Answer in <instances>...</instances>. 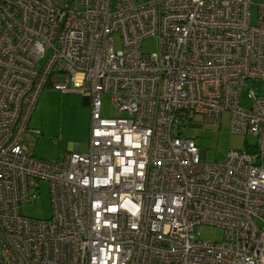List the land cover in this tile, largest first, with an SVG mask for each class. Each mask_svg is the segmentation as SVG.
Wrapping results in <instances>:
<instances>
[{"label":"built area","instance_id":"obj_1","mask_svg":"<svg viewBox=\"0 0 264 264\" xmlns=\"http://www.w3.org/2000/svg\"><path fill=\"white\" fill-rule=\"evenodd\" d=\"M150 36L158 49L145 53ZM259 80L264 3L0 0V264H264ZM45 86L87 94L86 152L31 153ZM103 93L114 117L101 115ZM224 110L256 141L207 161L187 128L218 127ZM41 181L51 215L26 217L18 206ZM203 225L222 239H201Z\"/></svg>","mask_w":264,"mask_h":264},{"label":"rangeland","instance_id":"obj_2","mask_svg":"<svg viewBox=\"0 0 264 264\" xmlns=\"http://www.w3.org/2000/svg\"><path fill=\"white\" fill-rule=\"evenodd\" d=\"M256 4L264 3V0H254ZM257 11V6L251 7V20ZM113 47L115 50L122 48L119 34L113 35ZM141 51L145 53L158 49V40L154 36L145 38L141 45ZM57 82H63L59 77ZM256 92L264 94V81L250 82ZM87 94L77 92H60L50 86L41 90L34 110L28 121L30 128L41 131L36 141L30 146L31 153L40 159L56 161L68 148L77 144L80 152H86L89 148V122L90 105ZM244 101H242L243 103ZM100 112L104 117H114L116 109L109 93L100 96ZM200 150L205 151L207 161H216L225 157L230 149H243L246 144H254L256 139L250 134L232 132L230 128V111L221 113L218 127L204 124L195 131L187 128ZM41 193L30 203H20L19 213L26 217L45 218L51 215V200L49 197L48 183L40 182ZM199 237L204 240L220 241L223 230L217 226L203 225Z\"/></svg>","mask_w":264,"mask_h":264},{"label":"crops","instance_id":"obj_3","mask_svg":"<svg viewBox=\"0 0 264 264\" xmlns=\"http://www.w3.org/2000/svg\"><path fill=\"white\" fill-rule=\"evenodd\" d=\"M86 102H89V101L87 100ZM77 147H78L77 144H73V145H71V146L68 148V150L76 149ZM68 150H67V151H68ZM64 153H65V152H64Z\"/></svg>","mask_w":264,"mask_h":264}]
</instances>
